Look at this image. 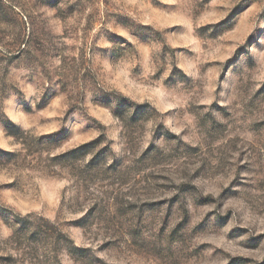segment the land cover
<instances>
[{
  "label": "rangeland",
  "instance_id": "374dc122",
  "mask_svg": "<svg viewBox=\"0 0 264 264\" xmlns=\"http://www.w3.org/2000/svg\"><path fill=\"white\" fill-rule=\"evenodd\" d=\"M0 264H264V0H0Z\"/></svg>",
  "mask_w": 264,
  "mask_h": 264
}]
</instances>
